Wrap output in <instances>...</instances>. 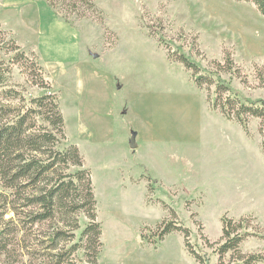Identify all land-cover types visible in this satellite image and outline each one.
<instances>
[{"label":"rangeland","instance_id":"1","mask_svg":"<svg viewBox=\"0 0 264 264\" xmlns=\"http://www.w3.org/2000/svg\"><path fill=\"white\" fill-rule=\"evenodd\" d=\"M38 2L0 0L1 28L10 37L15 36L12 29L20 30L27 41L33 38L32 29L44 32L50 19ZM94 2L97 13H88L90 18L86 19L73 15L71 24L67 23L76 28L80 45V54L69 62L72 73L52 79L38 56L18 44L41 65L49 89L32 87L17 67L11 85L26 96L50 92L59 104L66 135L61 148L76 146L92 178L96 220L102 229L98 264H198L188 253L182 234L173 232L162 241L154 237L158 225L172 217L171 209L178 222L189 229L190 243L202 259L199 264H218L214 251L218 248L215 243L222 241L223 217H248L253 219L250 229L264 233V120L250 119L247 135L240 125L212 110L208 93L196 87L191 73L181 64L168 59V50L159 39L162 36L172 49L181 47L204 68L213 61L222 62L229 54L241 69L242 80L228 75L223 78L243 99L264 105V87L257 78L264 69V16L254 3L234 0ZM53 34L59 40H71L57 30ZM77 85L82 90H77ZM214 90L212 87L211 94ZM82 94L86 105L76 104L77 95L81 99ZM78 105L87 118L84 130L75 125ZM92 110L98 111L94 117L89 115ZM161 155L169 161L174 156L185 162V181L179 178L175 184L183 190L161 191L158 187L157 192L151 184L154 191L149 193L148 171L152 159ZM211 159L220 166L218 177L210 178V166H216L214 161L208 163ZM191 160L194 170L188 166ZM161 202L171 209L162 207ZM60 219L67 231L76 222L80 226L71 241L61 244L62 261L89 264L93 245L87 238L82 241L81 235L90 220L84 213L64 214ZM4 220L0 264L58 263L51 260L45 242L52 224L31 229L27 223L16 222L13 213ZM27 235L34 239L30 247L33 242L35 246L23 249L20 244H28L24 239ZM253 239L264 242L249 238L240 246L243 253L264 252ZM76 245L80 250L69 256ZM231 257L228 254L223 264H233Z\"/></svg>","mask_w":264,"mask_h":264},{"label":"trees","instance_id":"2","mask_svg":"<svg viewBox=\"0 0 264 264\" xmlns=\"http://www.w3.org/2000/svg\"><path fill=\"white\" fill-rule=\"evenodd\" d=\"M46 1L58 16L66 12V16L59 17L68 24H71L70 17L73 15L76 19H86L90 18L88 13L98 12L94 0ZM234 1L252 2L264 16V0ZM159 42L168 50V59L181 64L191 73L196 87L208 93L210 108L219 112L225 120L240 125L247 135L250 119L264 120V105L243 99L223 78V75H228L230 79L242 80L241 69L229 54H226L222 62L213 61L209 68H204L182 52L181 47L172 49L171 43H164L162 36ZM194 46L196 53L200 54L197 44ZM16 67L22 69L32 87L49 89L38 61L30 59L16 39L10 37L0 26V181L4 190V193L0 194V227L8 213H13L14 219L20 225L27 223L31 229L38 224H52L45 240L48 243L47 250L51 254V260L57 259V264H66L62 261L64 248L61 244L71 241L80 226L76 222L71 230L67 231L60 217L64 214L84 213L90 222L82 232L81 239L83 241L87 238L93 245L92 260L89 264H98L102 229L96 220L97 202L91 174L84 168V160L76 146L61 148L63 141H66L65 122L54 95L50 92L40 96L24 95L11 85ZM257 78L264 87V69L259 72ZM212 87H215V90L211 94ZM262 150L264 153V143ZM71 169L77 170L71 172ZM147 180L149 193H153L151 180ZM161 203L162 207L171 209L165 202ZM170 211L172 217L158 225V234L154 237H159V241H162L173 232L182 234L188 253L198 264L201 263L200 254L190 243L189 229L178 222L174 210ZM251 220L253 219L248 217L239 220L222 218L223 242L215 243L218 248L214 251L219 258L218 264H223L228 254H232L233 264L264 263V252L245 254L240 249L241 244L251 237L264 240V233L253 231L248 226ZM28 236L24 238L28 240V244H20L23 249L35 246L33 242L30 247L34 239ZM150 242L157 243L153 239ZM79 250V246L74 247L68 254L71 256Z\"/></svg>","mask_w":264,"mask_h":264},{"label":"crops","instance_id":"3","mask_svg":"<svg viewBox=\"0 0 264 264\" xmlns=\"http://www.w3.org/2000/svg\"><path fill=\"white\" fill-rule=\"evenodd\" d=\"M34 2H38L44 8L48 18L50 19L48 27L46 30L43 29L44 32H41L42 29H32V40L27 41L22 39L21 31L17 29H12L13 36L16 37V41L18 44L24 48L28 52H34L42 64V66L47 70L51 75L52 79H56L55 77L59 76L62 79L68 74L72 73L73 66L70 65L69 62L75 60L77 56L80 54V45H79V38L78 34L75 32L74 27H71L67 23L63 22L55 13L54 11L47 6L46 2L43 0H33ZM48 7V8H47ZM56 27V28H54ZM54 30L59 31L63 36L69 35L71 40L68 42L67 40H59L54 36ZM90 52V50H89ZM88 52V53H89ZM90 54V53H89ZM91 55V54H90ZM95 58L97 55H93ZM79 59V57H78ZM76 62V61H74ZM72 67V69H71ZM61 79V80H62ZM66 81V79H65ZM79 81V80H78ZM81 82V81H80ZM120 82V80H118ZM63 83V82H62ZM77 90H82L81 85L80 87L77 85ZM76 98V104H80L81 102L84 103L83 94L82 98ZM80 105L76 108V117H75V125L76 128L84 130L86 129L87 118H84L83 110H80ZM86 105V104H85ZM82 109H84V105H82ZM95 114H98V111H90L89 115L94 117ZM123 113H121L122 115ZM171 160L169 158L161 155L155 159H152L151 162V170L148 171L150 174L151 184L154 185L155 191L160 192L159 188L163 189H170V188H179L181 187L175 185L180 178V181H185L183 178L185 175L184 171L182 170V164H185L184 161L178 159V157L171 156ZM189 160V159H188ZM216 162L215 160H210L208 163ZM188 166H190L193 170L195 169L194 161H188ZM180 171L182 172L179 176ZM220 173V166L216 162V166H210V178L211 177H218ZM178 176V178H177ZM163 181V182H162ZM166 183V184H164ZM181 184V183H180ZM159 187V188H158ZM254 240V239H253ZM257 244L258 250L260 247H264L263 243H257L255 240L253 241ZM260 246V247H259ZM257 250V251H258Z\"/></svg>","mask_w":264,"mask_h":264},{"label":"water","instance_id":"4","mask_svg":"<svg viewBox=\"0 0 264 264\" xmlns=\"http://www.w3.org/2000/svg\"><path fill=\"white\" fill-rule=\"evenodd\" d=\"M132 149H135L134 146H132Z\"/></svg>","mask_w":264,"mask_h":264}]
</instances>
